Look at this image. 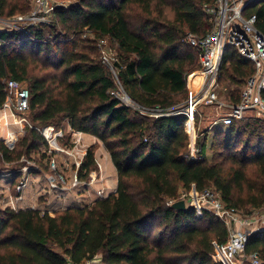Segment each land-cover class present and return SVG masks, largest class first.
Returning a JSON list of instances; mask_svg holds the SVG:
<instances>
[{
    "label": "trees",
    "instance_id": "obj_1",
    "mask_svg": "<svg viewBox=\"0 0 264 264\" xmlns=\"http://www.w3.org/2000/svg\"><path fill=\"white\" fill-rule=\"evenodd\" d=\"M217 1L79 0L56 7L57 21L74 42L81 35V42L106 37L116 43L117 82L102 62L62 46L58 37L48 40L44 24L22 31L0 27V107L6 100L7 80L24 84L29 80L28 114L35 123L13 147L0 139V160L17 161L48 149L40 129L58 128L66 119L74 131L91 134L104 144L118 172L116 191L91 204L53 214L0 208V264H82L97 258V264H223L216 259L215 243H227L230 232L225 223L209 209L197 216L191 207H171L179 192L193 183L198 190L215 188L229 206L245 214L264 206V138L258 136L255 144L250 140L258 127L264 132V119L246 117L242 126L234 122L226 130L219 125L216 134L201 131L200 154L190 159L186 114L177 113L188 75L200 67L197 51L186 37H202L212 29L214 15L208 9ZM30 7L31 0H0V17L10 18ZM248 9L257 14V27L264 32V0L254 1ZM86 31L93 38H84ZM42 55L46 67L62 71L32 74ZM254 71L253 62L227 47L221 81L224 74L235 85L229 93L231 102H238ZM119 86L134 106L116 95ZM248 129L250 137L235 143L234 138ZM215 139L224 150L240 152L209 158L205 146L212 149ZM97 169L93 145L77 174L88 180ZM253 252L264 264V228L249 237L246 254Z\"/></svg>",
    "mask_w": 264,
    "mask_h": 264
},
{
    "label": "built area",
    "instance_id": "obj_2",
    "mask_svg": "<svg viewBox=\"0 0 264 264\" xmlns=\"http://www.w3.org/2000/svg\"><path fill=\"white\" fill-rule=\"evenodd\" d=\"M254 1L256 0H218L214 8L208 9V12L214 15L212 29L202 37L194 34H188L186 37L187 42L196 49L200 65V82L187 100V105L177 111V113L186 114L184 126L189 138L190 152L188 156L190 159L198 158L201 151L198 139L203 135V132H198L196 125L205 121L202 111L203 107L223 109L214 120L210 121L212 127L219 125L230 126L235 120L247 117V113L264 119V32L257 27L259 21L257 14L251 13L248 9L249 5ZM69 5L65 3L53 4V0H35V5L28 14L16 15L14 19L5 21L3 20L6 18L0 17V25L3 24L1 25L2 28L9 30L22 31L32 25L49 23L48 16L53 15L56 7H68ZM89 34L86 31L83 36L86 38ZM97 43L101 48L103 63L106 66L111 64V70L118 80V69L115 66V62L111 63L106 47L108 38H98ZM228 46L233 47L240 56L253 62L255 71L248 78L238 102L225 104L219 95L222 87L221 69ZM118 92L119 90L116 95L123 103L131 106L135 105L125 91L123 94H118ZM30 99V90L24 83L14 79L7 80L6 100L0 107V123H4L8 130L13 125H22L23 121H26V115L30 109ZM225 109L228 111L224 112ZM40 131L48 146L52 148V150L48 148L44 151L48 155L46 157V176L50 189L68 187L69 185L72 188H77L81 185L88 186L102 178L100 174L91 175L88 180H80L78 174H76L71 183H69L64 171L60 169L54 152H65L68 155H73L74 150L60 148L59 137L61 133L56 127L49 125L40 129ZM15 136L14 132L8 131L6 137L9 140H5L1 134L0 139L4 140L9 147H13L15 145ZM80 141L81 132L77 131L73 137V142L78 144ZM82 160L83 158L78 162L76 161L78 168ZM30 164L33 169L44 170L37 166L35 162H30ZM27 168V166H24L23 170ZM26 185V177H21L15 188L17 194L12 195L9 201V206L13 209H16V201L22 198ZM98 195L104 197L106 191L100 189L98 190ZM182 199L186 201L187 207H191L195 211L197 216H201L205 209H209L228 227L230 235L227 243L224 245L215 243L217 260L222 261L223 264L262 263L257 252L247 255L246 248L250 235L264 228V206L254 210L252 214H245L241 210L229 206L215 188L210 187L198 190L195 183L189 189L181 190L177 198L171 201V204ZM98 262L99 259L97 258L82 264H97ZM69 264L76 263L69 262Z\"/></svg>",
    "mask_w": 264,
    "mask_h": 264
},
{
    "label": "rangeland",
    "instance_id": "obj_3",
    "mask_svg": "<svg viewBox=\"0 0 264 264\" xmlns=\"http://www.w3.org/2000/svg\"><path fill=\"white\" fill-rule=\"evenodd\" d=\"M78 1L79 0H53V4H60V3L71 4V3H76ZM34 5H35V0H31L30 10L25 12V13H17L16 15L28 14L32 10ZM15 16L10 17V18H6L3 21H5L7 19H14ZM48 19L50 21L49 23L48 22L42 23V24H44V26L46 28L47 39L48 40H52L53 41V40L56 39L55 37H58L63 42L62 46L67 45V47H69V49L73 48L75 52H83L84 54H87L91 59H94L97 62H100V63L102 62L103 63L102 58H101V53H102L101 52V48L98 46L97 41L95 43H92V42H89V41L81 42L79 40L80 39L82 40V36L78 35V38L76 39L78 41L74 42V40L72 39V36H71L72 35L71 32L66 27H64L63 25H61L57 21L56 16L54 15V13H53V15L48 16ZM1 25H3V24H1ZM1 25H0V27L2 28ZM86 38H93V35L89 34L88 37H86ZM106 47H107V49H108L107 51L109 52V55H110L111 63L118 62V60H120V53H119L118 46L116 45V43L111 41L110 39H108V44L106 45ZM186 48L188 50H190V47H189L188 44H186ZM59 52H62V51L59 50ZM43 56L44 55H42L40 57L41 58L40 65L38 67H35L32 70V74L43 75V74H46V73L47 74H51L53 72L54 73H56V72L60 73L62 71V67L58 68V69H56L54 67H51V66H47L46 67L45 64H44V57ZM106 67L108 68L109 72L111 73L110 75H112L113 78L117 82V76L111 70V64L107 65ZM226 69H227V67L223 71V73L225 75H226ZM199 73H200L199 72V68H197V69L193 70L188 75V78H187V89H186L185 94L180 97V103L176 106L177 111H179L181 108H183V107H185L187 105V100L190 98L191 94L197 88V86H198V84L200 82V74ZM224 74H222V76H223L222 77V81H221V86L222 87H221L219 96H220V99L225 104H227V103L231 102L230 98H229V93H230V91L232 92L235 89V85L228 83V81L225 80V75ZM25 84H30L29 80H27L25 82ZM123 92H124L123 87L119 86L118 94H123ZM222 110L223 109H218L217 107H203L202 111H203V117H204L205 121L203 123H197L196 128H197L198 132L204 131V130H208V131L213 130L212 134H216L218 132L217 130L219 128H221V127H222V129L226 130L227 127H224V126H221V127L220 126H215V127L213 126L212 127L210 125V121L214 120L218 116V113L222 112ZM227 111L228 110L225 109L224 112H227ZM145 113L150 115V116H152V117L157 115L156 112H154V111H151V112L148 111V112H145ZM250 114L251 113H247L246 116L247 117H251L252 115H250ZM246 121H247L246 117L244 119L235 120V122L238 125H241V126H242V124H245ZM32 124H35V123L32 121L31 116H30V112H29V114L26 115V121H23L22 125H20V124L13 125V126H11V128L9 130L4 125V123H0V134H1V136L3 138H5V140H9L6 137L7 136V132L8 131L14 132L15 135H16L15 136V143H16L19 140H21L23 138V136L26 134L27 126L32 125ZM261 124H264V122H262ZM50 126H54L55 127V125H50ZM210 126H211V128H210ZM57 129H59V131L61 133V135H60V139L61 140H60V145H59L60 148H62V149L66 148V149L74 150L73 155H68L65 152H54L56 158L58 159V162H59V165H60V169L64 171L65 175L69 179V183H71L73 177L78 172V167H77L76 161L78 162L82 158L84 160L86 149H88L89 147H88V144L83 142L82 139H81L80 142H78V144H74L73 139H72L73 135H69V133L67 132V130H69V126L67 125V120L66 119H64L61 122L60 126ZM258 131L259 132H256L255 136L252 137V139L250 138L251 142L254 143V144L258 141V136H260L261 138L262 137L264 138V132L262 131L261 127H258ZM66 133H68V134L66 135ZM211 136H213V135H211ZM249 137H250V129L246 130L245 133L242 134L241 136L239 135L238 137H235L234 141H235V143L238 144L239 143V141H238L239 139L247 140ZM211 139H212V137H211ZM238 147L242 148V145L238 146ZM49 148L52 150V148L50 146H49ZM98 149H99V146H96V152H97ZM45 150H47V149L46 148H42L40 151L32 152L30 156L25 155L20 160H17V161L5 162L3 160H0V208H6L7 207L6 199H5L7 193L4 192V190H5L4 187L6 185L4 181H6L5 180L6 177H2L3 175L4 176H11V174H17V175L18 174L19 175L22 174L21 176H17V178H16V176L14 177V178H16L15 180H17L18 178L19 179H18L17 183L15 181L14 185H12V189H11L12 193L13 192L15 193L14 190L16 188V185L20 181L21 177H27L28 175H30L32 173L33 174H40L39 176H37L35 178V181H34L35 183L34 184L35 185H37V184L39 185V182H40V184L43 185V182L41 180H43L42 179L43 176H46V170H47L46 157L48 156V155H46V157H43V152ZM189 152H190V149H189ZM229 152H240V151H238V150L235 151L234 149H232ZM229 152L224 150L223 145L217 139H215L214 147L212 149H210L209 146H205V154L209 158L212 157V155L214 153L222 154L223 156H226L227 154H229ZM30 162H35V164L37 166H40L41 168H43L45 170V172H44V170L43 171H39L38 169H35V168L33 169L31 164H30ZM24 166H27L28 168L26 170H23ZM99 172H101V170H100V167H99V164H98V169L95 172L92 173V176H96ZM7 174H9V175H7ZM7 178H10V177H7ZM108 178H110L109 175L106 176V174H105L103 185L106 182V179H108ZM26 180H27V178H26ZM105 186H106V188L108 187L107 185H105ZM67 188L71 189L72 187H71V185H69ZM108 188H109L108 191L112 190L110 187H108ZM49 189H47V190H49ZM76 189H77L76 190L77 194L78 193L81 194L82 191L78 190V188H76ZM44 194L45 193H42L40 195L39 200L37 202L38 203L37 205H41L45 201L47 195H44ZM75 194L76 193L72 192L69 195L70 196L69 198H73L72 196H74Z\"/></svg>",
    "mask_w": 264,
    "mask_h": 264
},
{
    "label": "crops",
    "instance_id": "obj_4",
    "mask_svg": "<svg viewBox=\"0 0 264 264\" xmlns=\"http://www.w3.org/2000/svg\"><path fill=\"white\" fill-rule=\"evenodd\" d=\"M69 126V130L67 132L69 135H74L76 134L77 131H74L71 126L67 123ZM66 133V135L68 134ZM73 139V138H72ZM81 139L83 142L88 144V147H91L93 145L99 146V149L96 152V160L99 166L101 167V172H99L97 175H100L102 178L96 180L92 185H81L80 187H77L78 190L82 191L81 194H77V189L76 188H71L68 189L67 187H60L57 189H49V182L47 180V176H43L41 180L43 182V185H35L34 181L37 176L40 174H30L28 175L27 178V185L24 187L23 193H22V198L18 201H16V209H40L42 211H48L49 213L53 214L55 211L59 210H64L69 207L73 206H82L86 204H91L94 201H96L100 196L98 195V190L104 189L106 191V195L108 196L112 192H115L118 186V172L117 169L113 163V160L111 158L110 153L108 150L105 148L104 144L95 136L91 134H87L84 132H81ZM60 137H59V144H60ZM86 149V153H87ZM85 153V155H86ZM109 175V177L106 179V182L103 185L104 182V176ZM9 175V174H7ZM16 176H19V174H11V176H2L6 177L4 181L5 182V190L4 192L7 193L5 199H6V204L9 206V201L12 195L17 194L16 192L13 194L12 193V185H14V182L18 181L15 180L14 178ZM10 177V178H7ZM38 179V178H37ZM107 185L110 187L112 190L108 191V187L106 188ZM49 189V190H47ZM15 191V190H14ZM108 191V192H107ZM74 192L76 193L73 198H69L70 194ZM42 193H45L44 195L46 196L45 201L41 205H37L39 197ZM99 259V258H98Z\"/></svg>",
    "mask_w": 264,
    "mask_h": 264
},
{
    "label": "water",
    "instance_id": "obj_5",
    "mask_svg": "<svg viewBox=\"0 0 264 264\" xmlns=\"http://www.w3.org/2000/svg\"><path fill=\"white\" fill-rule=\"evenodd\" d=\"M171 207L177 210H185L187 209V204H186V201L182 199V200L174 202L171 205Z\"/></svg>",
    "mask_w": 264,
    "mask_h": 264
},
{
    "label": "bare ground",
    "instance_id": "obj_6",
    "mask_svg": "<svg viewBox=\"0 0 264 264\" xmlns=\"http://www.w3.org/2000/svg\"><path fill=\"white\" fill-rule=\"evenodd\" d=\"M55 144V143H54Z\"/></svg>",
    "mask_w": 264,
    "mask_h": 264
}]
</instances>
